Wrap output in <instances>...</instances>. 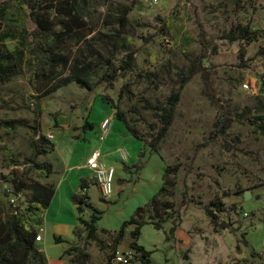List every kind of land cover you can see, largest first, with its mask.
I'll list each match as a JSON object with an SVG mask.
<instances>
[{"label": "rangeland", "instance_id": "1", "mask_svg": "<svg viewBox=\"0 0 264 264\" xmlns=\"http://www.w3.org/2000/svg\"><path fill=\"white\" fill-rule=\"evenodd\" d=\"M72 1L56 0L51 11L50 35L61 30L67 36L58 49L43 47L32 21L28 22L26 40L31 44L29 50L2 39L0 33V52L8 53L12 62L6 64L15 66L11 76L0 77V124L7 120L26 123L14 135L6 134L0 125V197L6 206L10 207L11 198H15L24 211L31 198L30 188L35 184L55 188L71 160L83 163L96 150L105 159L116 160L114 152L125 150L132 158L125 164L128 169L121 165L116 173L121 179L118 184L126 186V180L140 179V190L132 194V189L125 187L118 200L109 202L90 186L91 204L104 211L98 227L112 231H96L95 240L75 236V243L64 246L68 264H109L115 251L131 250L130 232L134 227L124 229L120 243L116 233L137 207L145 205L163 187L165 171L174 187L159 199L168 204L169 210L161 208L155 214L149 209L142 216L145 225L136 240L152 252L151 264H264V135L253 132L247 120L238 117L247 108L252 110L247 118L257 116L256 100L264 98V0ZM66 2L72 3L74 16L64 9ZM12 3L0 0V8ZM118 10L126 12L123 24L118 20ZM171 15L175 17L174 28L164 34L158 18ZM176 34L190 36L192 42L183 47L176 42ZM128 39L138 49L135 67L121 73L109 87L102 65L108 61L118 66L131 49ZM145 48L153 60L145 54ZM55 54L66 56L68 66H50L48 61ZM83 59L98 62L85 79L89 89L72 82L41 97L54 82H36L33 77L37 72L57 71L63 78L70 74L75 60ZM196 60L207 75V83L199 71L187 79L159 151L148 152L137 171L133 165L142 142H125L127 132L116 119L117 110L131 127L146 135L166 98L179 87L176 72L187 70ZM32 98H37L44 109L38 118L33 113ZM220 107L229 112L231 122L224 134L215 136L213 124ZM104 119L111 120V128L103 138L98 126ZM49 134L53 139L46 137ZM42 135L53 151L38 155L36 161L52 166L48 178L25 165L33 154V143H39ZM12 171L19 176L24 172L29 189L6 197L5 192H13L14 186L5 183L4 176ZM65 187L63 184L62 192ZM225 191L231 195L225 196ZM72 202L63 194L57 196L51 209L56 228L65 230L75 218ZM214 202L221 204L220 211L216 212ZM58 206L61 213L57 216ZM206 207L224 223L223 228L211 223ZM85 210L89 220L91 211ZM174 211L179 213L178 226L167 241L165 233L171 226L167 218L174 216ZM87 215L78 218L84 220ZM155 222L162 225V230L153 229ZM77 229L84 237L79 221ZM42 247L51 262L62 249L49 236ZM131 264H142L139 254Z\"/></svg>", "mask_w": 264, "mask_h": 264}, {"label": "trees", "instance_id": "2", "mask_svg": "<svg viewBox=\"0 0 264 264\" xmlns=\"http://www.w3.org/2000/svg\"><path fill=\"white\" fill-rule=\"evenodd\" d=\"M56 0H13L11 6H5L0 8V31L2 28L5 32L1 33V38L6 41H15L16 44L24 47L25 51L29 50L31 44L26 42L28 35V22L32 21L36 25V35L41 41L43 47H49L51 49H58V45L64 42L67 38L64 31H58L53 36L50 34L53 30V22L51 17V11L54 8ZM75 3V0L72 1ZM72 3L66 2L64 9L74 16V11L71 10ZM119 22L123 24L126 12L118 10ZM173 15L167 18H158L160 30L162 33H170L173 28ZM78 26V25H77ZM247 33V32H245ZM200 36H203L201 30ZM255 38L249 39L250 41ZM128 46L131 48L126 52L119 60V65L115 66L109 64L108 61L104 62L103 68L105 70V82L111 87L112 83L117 80L118 76L122 73H129L135 67L136 54L138 49L134 48L135 45L131 39L127 40ZM176 42L181 46L186 47L192 42L190 36H180L176 34ZM145 54L151 56L147 48L144 49ZM12 58L8 53L2 54L0 52V77H9L15 70L14 64H6V62H12ZM84 61L85 63H83ZM52 67H67L68 58L58 54L53 55L49 61ZM98 67V62H86L83 60H75L70 68V74L63 77L56 71L51 74H46L44 70L37 72L34 75L36 82L42 79L43 82H54V84L42 92L41 97L48 96L58 90L61 87L69 85L72 82H76L80 87L89 89V85L86 82V78L95 71ZM201 72L202 80L207 83V75L199 65V60L192 63L187 70L180 69L176 72L177 82L179 87L176 91H172L165 100L164 106L159 110V114H156V122L148 125L147 134L142 136L140 132L131 127L128 122L122 117L121 113L117 110L116 119L120 121L126 128L128 134L135 140L143 143L142 149L137 155V162L133 165L137 171L144 165V159L146 154L157 153L159 151L160 143L166 137L170 126L174 120L175 108L180 99L181 91L186 83L187 79L196 73ZM38 88V87H37ZM39 89V88H38ZM30 103L34 107V115L38 118L43 112V106L39 103L37 98L30 99ZM109 104V103H108ZM111 108H114L111 106ZM219 116L213 124V135H222L228 129L230 125L229 112L223 107L219 108ZM251 109H244L238 116L242 120H247L251 126V130L255 133L264 135V98L256 100V108L254 111L257 116L253 118H247V115L251 113ZM3 131L8 135H14L21 127H26V123L21 120H7L1 122ZM89 128H92L91 124H88ZM53 146L45 139L44 135L40 136L39 143H33V154L26 160L25 165L35 169L40 177L48 178L52 173V166L50 164L38 163L36 157L41 154L51 153ZM15 165H18V162ZM168 172L165 171L163 175V187L143 206L137 207L134 213L128 221L122 223L119 231L116 233L118 242L120 243L124 238V229L126 227L133 226L134 228L130 232V237L133 240L130 243V248L135 254H139L142 264H151L150 256L151 251L146 250L143 246L139 245L136 240L141 234V229L145 225L142 221V216L152 209L156 214L161 208L164 211L169 210L168 204L161 202L160 197L164 194H168L169 190L174 187V183L167 179ZM5 183H11L14 186V191H6V197H16L17 194L25 189H29L26 185V176L24 172L22 175H18L17 172H9L7 176H4ZM90 183L87 180H81L78 187L79 192L90 189ZM94 185V184H92ZM31 198L26 203V209L19 210L16 214L12 213L11 206H5L0 201V264H46L45 257L37 250L35 246V238L39 234V231L43 225L45 212L48 209L50 202L54 195V189L47 186L35 184L31 188ZM225 196H230L231 193L225 191ZM237 192H235V195ZM73 203L77 205V212L79 215L83 214L86 210H90L89 220H83L78 218L79 223L83 226L82 233L80 230L75 229V236L77 239L86 238L88 240L96 239L97 223L102 218L104 211L98 210L92 204L89 203L88 193L86 195H74L72 199ZM20 206V204L18 205ZM212 206L215 207L216 212L220 211L221 204L214 202ZM206 215L210 219L211 223L216 227L223 228L224 223L219 221V217L209 207L205 208ZM174 216H169L167 220H171V226L165 233V240H170L174 237L175 231L178 226L179 213L173 212ZM153 229L156 231L162 230L160 223H153ZM254 230V228H252ZM54 242L59 244L63 242L59 237H54ZM83 258V255H81ZM79 264H83L79 261Z\"/></svg>", "mask_w": 264, "mask_h": 264}, {"label": "crops", "instance_id": "3", "mask_svg": "<svg viewBox=\"0 0 264 264\" xmlns=\"http://www.w3.org/2000/svg\"><path fill=\"white\" fill-rule=\"evenodd\" d=\"M98 130H99V132L101 134V130H100L99 126H98ZM124 132H127L126 128H124ZM124 140H125L126 143L127 142L128 143H132L133 141H135V142L138 141V140H135L132 136H130L128 134V132H127L126 137H125ZM138 142H140V141H138ZM141 144H142V147H143V143H141ZM141 144H139V146L137 147L136 156L138 155L139 151L142 149ZM114 155L116 156V160H109V159L107 160L102 155L103 163L105 165H108V166H113L115 168V173H117L118 171L121 170V168H120L121 165H123L124 169L125 168L128 169L127 166H125V164L128 162V160H127L126 163L121 162L117 151L114 152ZM129 158L131 159L132 156L130 155ZM70 162H71V165H66L63 177L57 182V185L55 186V188H53L54 189V195H53V198H52V200L50 202V205H49L47 211L45 212L43 225H42V227H41V229L39 231V235L41 237V240L38 241V242H35V246H36L37 250L45 257L46 262H47L46 264H68L67 263V256L64 254V252H65L64 246L71 245L72 243H75L77 241L76 237L74 235V233H75L74 231L78 227V221L77 220H78L79 214L77 212V205H75L72 202V199H73V196L76 195L77 192L79 191L78 187L80 185L81 180H89L90 172L86 169V166H85L86 161H84L83 163H75L74 160L73 161L71 160ZM119 181H121V179L119 177L117 178L115 176L113 194L110 197V199H108L109 202L111 200H113V201L118 200L120 194L123 192L125 187L131 188L132 189V191H131L132 194H133V192H134V194H136L140 190V187H141L140 179L138 181H132V180L128 181V180H126L127 181V182L125 181L126 182V186H120L118 184ZM159 183L160 182H157V185ZM63 184H66V186L68 188L65 187V190H63V192H62L61 188H62ZM91 187H95V186L91 185ZM96 190H97V188H96ZM89 191H90V189L88 190V192ZM62 194L67 198V201L72 202V206L71 207L74 210V214H75V218L73 219V221L71 220V223L69 225L65 226V230L58 229V228H56V226H54L57 223L54 222V216H53L52 210H51L52 207H54V205L56 204L57 196L62 195ZM79 194H80V192H79ZM125 200H127V198ZM0 201H1V203L3 205L6 206V202L1 197H0ZM124 202H123V204H124ZM89 203L91 204L90 196H89ZM60 213H61V206H58L57 216L60 215ZM87 213L88 212L86 210L83 214L87 215ZM87 217H88V215L85 216L84 220H88ZM61 218H62V215H61ZM59 222H61V221H59ZM61 224L62 223H60L58 225H61ZM54 228H56V229H54ZM106 230L105 229H100L98 227V223H97V231H106ZM107 231H112V230H107ZM48 236L50 237L51 241L54 244H56L54 242V240H53L55 236L59 237L61 240H63V242H61L59 244H56V245H61L62 249H61L60 252L57 253V255L55 257V260H53L52 262H51V259L45 254V252L43 250V247H42V245L44 244V238L48 237ZM109 264H114V263L111 260V262Z\"/></svg>", "mask_w": 264, "mask_h": 264}, {"label": "built area", "instance_id": "4", "mask_svg": "<svg viewBox=\"0 0 264 264\" xmlns=\"http://www.w3.org/2000/svg\"><path fill=\"white\" fill-rule=\"evenodd\" d=\"M156 2V0H154ZM245 87H247L245 85ZM103 138L110 132L111 128V120L104 119L99 125ZM49 139H53L52 135H47ZM121 162L126 163L129 159V155L125 150L117 151ZM86 169L90 172V178L87 180L91 185L97 188L99 196L103 200H108L112 194L114 189L115 182V168L113 166L105 165L102 161V154L99 150L93 151L85 163ZM92 181V182H91ZM90 185V186H91ZM88 193L87 190L81 191L80 195H86ZM10 206L12 208V213L16 214L19 212L20 206L17 204V199L11 198ZM35 240L38 242L41 240L40 235L38 234ZM262 248H264V243H262ZM264 252V249H262ZM135 252L130 249L127 250H117L115 251L112 262L114 264H131L132 260L135 258Z\"/></svg>", "mask_w": 264, "mask_h": 264}]
</instances>
